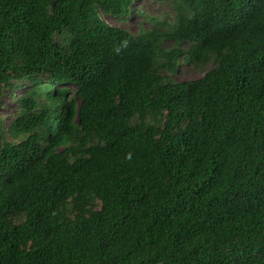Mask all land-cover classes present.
<instances>
[{
	"label": "trees",
	"instance_id": "1",
	"mask_svg": "<svg viewBox=\"0 0 264 264\" xmlns=\"http://www.w3.org/2000/svg\"><path fill=\"white\" fill-rule=\"evenodd\" d=\"M169 1L0 0V264H264V0Z\"/></svg>",
	"mask_w": 264,
	"mask_h": 264
},
{
	"label": "rangeland",
	"instance_id": "2",
	"mask_svg": "<svg viewBox=\"0 0 264 264\" xmlns=\"http://www.w3.org/2000/svg\"><path fill=\"white\" fill-rule=\"evenodd\" d=\"M152 17L173 20L175 17V9L169 0H136L131 14L127 17L119 18L109 14L103 15V18L108 23L120 26L133 33H138L141 29L151 28L153 23L150 21V18ZM212 67V63H209L207 66L197 67L182 59L178 72L173 75V78L179 81L196 79L204 75ZM20 91L21 88H15L10 92L8 91L2 99L0 116L6 122L10 119L11 113L15 112L16 104L14 97Z\"/></svg>",
	"mask_w": 264,
	"mask_h": 264
}]
</instances>
